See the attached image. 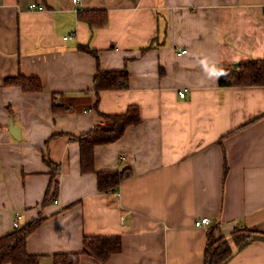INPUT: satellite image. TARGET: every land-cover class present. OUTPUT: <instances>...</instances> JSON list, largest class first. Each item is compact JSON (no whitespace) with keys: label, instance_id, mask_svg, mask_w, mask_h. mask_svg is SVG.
<instances>
[{"label":"crops","instance_id":"crops-1","mask_svg":"<svg viewBox=\"0 0 264 264\" xmlns=\"http://www.w3.org/2000/svg\"><path fill=\"white\" fill-rule=\"evenodd\" d=\"M83 11L105 12L107 24L90 29ZM258 59L264 0H0V237L20 215L19 228L42 219L26 241L41 264L92 236L120 237L121 252L80 264H205L209 233L264 235V86L219 87L212 75ZM98 69L126 71L127 88L95 92ZM17 76L42 90L4 84ZM130 106L141 122L96 146L94 167L132 175L99 193L96 175L80 170L79 138L100 113ZM52 177L57 191L44 200ZM225 264H264V241Z\"/></svg>","mask_w":264,"mask_h":264},{"label":"trees","instance_id":"trees-1","mask_svg":"<svg viewBox=\"0 0 264 264\" xmlns=\"http://www.w3.org/2000/svg\"><path fill=\"white\" fill-rule=\"evenodd\" d=\"M79 21L85 23L90 29L100 28L107 24V15L103 11H83L78 14ZM79 49L89 52L95 58L96 52L85 45ZM224 75L218 76L219 87L237 86H264V59L246 60L237 64H222L219 71ZM5 85L18 86L25 93H35L42 90L39 79L33 77L17 76L5 80ZM128 86L126 71L97 70L93 80L95 92L106 90H120ZM54 109V108H53ZM101 121L96 123L92 130L79 138L80 170L82 173L96 175L97 191L107 193L116 190L117 186L131 177L130 167L124 166L117 171H97L94 167V150L96 146L113 143L120 139L127 127L136 126L141 122L136 106L128 107L123 114H99ZM55 175V174H54ZM54 175H52L54 177ZM47 189L44 200L53 198L57 191V181L53 179ZM52 193H48L50 189ZM42 219H37L27 226L14 229L11 233L0 237V264H41V255L27 252V237L38 227ZM257 232L251 229L238 228L228 238L214 240L210 233L207 235L205 248V264H225L234 251L229 241L236 246L243 243L252 234ZM121 252V238L118 236H92L84 237L82 250L79 253L55 254L51 264H80L82 255L90 256L99 263H105L109 258Z\"/></svg>","mask_w":264,"mask_h":264},{"label":"built area","instance_id":"built-area-1","mask_svg":"<svg viewBox=\"0 0 264 264\" xmlns=\"http://www.w3.org/2000/svg\"><path fill=\"white\" fill-rule=\"evenodd\" d=\"M74 3L77 2V0H72ZM28 9L29 10H43V6H37L36 4H30L28 6ZM67 37H65L64 39H66ZM182 54H184L186 51L185 50H182L180 51ZM178 95L180 98H183L185 96V92L184 90H181L178 92ZM58 201L57 199L54 200V203L56 204ZM19 220H20V215H16L13 222H12V226L14 229H19ZM209 223V219L208 218H202V219H199L197 221L194 222V226L195 227H201V226H204V225H207Z\"/></svg>","mask_w":264,"mask_h":264},{"label":"water","instance_id":"water-1","mask_svg":"<svg viewBox=\"0 0 264 264\" xmlns=\"http://www.w3.org/2000/svg\"><path fill=\"white\" fill-rule=\"evenodd\" d=\"M11 134L16 138L19 139L20 137V132L19 130L10 123V128H9ZM254 240H262L264 241V235L260 233L252 234L248 239H246L241 245H239L231 254L233 256L237 251H239L243 246H245L247 243L250 241Z\"/></svg>","mask_w":264,"mask_h":264},{"label":"clouds","instance_id":"clouds-1","mask_svg":"<svg viewBox=\"0 0 264 264\" xmlns=\"http://www.w3.org/2000/svg\"><path fill=\"white\" fill-rule=\"evenodd\" d=\"M212 75L214 76H221V75H224L223 71H217L215 68H213L212 70Z\"/></svg>","mask_w":264,"mask_h":264},{"label":"rangeland","instance_id":"rangeland-1","mask_svg":"<svg viewBox=\"0 0 264 264\" xmlns=\"http://www.w3.org/2000/svg\"><path fill=\"white\" fill-rule=\"evenodd\" d=\"M235 250V249H234Z\"/></svg>","mask_w":264,"mask_h":264}]
</instances>
